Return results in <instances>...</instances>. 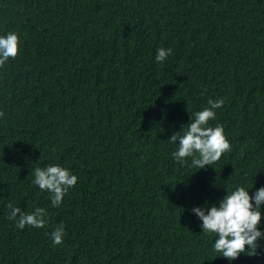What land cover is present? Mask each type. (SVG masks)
Wrapping results in <instances>:
<instances>
[{
  "label": "trees",
  "instance_id": "trees-1",
  "mask_svg": "<svg viewBox=\"0 0 264 264\" xmlns=\"http://www.w3.org/2000/svg\"><path fill=\"white\" fill-rule=\"evenodd\" d=\"M10 32L0 264H229L191 209L264 187V0H0ZM158 48L172 49L163 63ZM220 98L209 124L231 151L201 170L177 162L171 136ZM55 164L78 176L59 207L32 182ZM10 203L44 208L48 224L18 229ZM231 264H264V240Z\"/></svg>",
  "mask_w": 264,
  "mask_h": 264
},
{
  "label": "clouds",
  "instance_id": "clouds-1",
  "mask_svg": "<svg viewBox=\"0 0 264 264\" xmlns=\"http://www.w3.org/2000/svg\"><path fill=\"white\" fill-rule=\"evenodd\" d=\"M20 39L16 32L0 36V67H3L9 58L18 54ZM172 54L171 48H158L156 62L163 63ZM206 107L190 117V123L183 127L182 132L174 133L168 142L176 144L178 148L172 153L173 158L185 164L186 158H191V166L205 169L218 162L222 155L231 151L224 127L217 124L210 126L209 122L216 119V110L224 105L223 98L209 99ZM5 113L0 111V118ZM33 184L40 190L48 191L53 207H59L69 190L77 185L78 176L60 166L49 165L34 170ZM264 205V187L255 191L253 196L244 187H237L234 191L219 201V206L207 203L203 207L191 209L202 221V233H215L217 239L213 249L220 257L229 261L237 260L241 255L253 257L257 255L259 241L264 240V232L259 225L262 221L261 206ZM9 219L16 221V227L23 230L26 226L37 229L48 224V213L44 208L37 207L32 212H25L20 207L9 204ZM65 236L64 226H57L51 233L55 245H60Z\"/></svg>",
  "mask_w": 264,
  "mask_h": 264
}]
</instances>
